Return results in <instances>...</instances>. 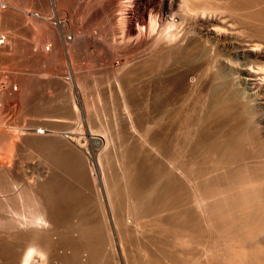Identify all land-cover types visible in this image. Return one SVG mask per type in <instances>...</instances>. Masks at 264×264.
<instances>
[{
  "label": "bare ground",
  "instance_id": "1",
  "mask_svg": "<svg viewBox=\"0 0 264 264\" xmlns=\"http://www.w3.org/2000/svg\"><path fill=\"white\" fill-rule=\"evenodd\" d=\"M42 1L28 0L23 3L42 7ZM125 2L87 0V6H90L88 10L92 20L102 17L111 30L108 33L111 41L106 48L107 56L102 55L103 60H107L101 67L106 68L114 78L112 89L118 97L115 101L113 96L112 102L124 108L121 114L122 117L125 115L123 122L139 133L149 151L144 149L146 155L143 160L140 155L135 157V150L134 153L130 150L127 158L121 161L124 167L115 162L123 168L121 174L118 171L107 174L98 166L100 155L96 159L97 165L89 163L94 156L86 152V144L84 147L80 145L81 138L72 142L75 137L65 135L70 134L67 128V133L59 135L58 125L68 127L75 120L89 123L86 115L89 110H85L89 107L87 99L90 94L82 95L85 90L80 93L86 89L84 87L77 88V91L73 89L77 85V79L73 80L76 75L74 70L77 69L69 61L70 71L65 73L67 77L59 73L54 78L60 84L55 104L49 109H46L47 105L40 106L38 113L54 123L52 127L50 125V134L64 144L66 141L75 144L81 153L77 152V157L73 153L75 165L68 173L69 181L54 175L47 188H44L47 184L44 174L41 175L43 183L31 181L33 184L28 186V180L27 186H22L16 183V175L12 176L14 172L12 175L5 172L0 163V173L5 172L12 177L8 187H5L7 191H2L4 187L0 186V198H6L9 200L7 205L14 207L6 208V203L0 207V264H125V240L128 239L126 236L130 238V234H134L135 242L139 244L137 247L145 252L146 261L149 259L147 264L155 262L149 246L156 244L163 249L162 244L165 243L170 247V242L162 240L168 237L169 240L173 238L171 247L176 253L171 250L169 257L175 264H264V0ZM49 3L56 7L55 0H49ZM11 6V0H0V11ZM121 9L123 12H117ZM40 15L29 16L37 21L43 19ZM44 20L48 21V18ZM115 23L119 24L118 30L116 26H113L115 30L111 28ZM104 40L106 44V37ZM116 61L117 65L114 64ZM146 71L151 77L142 80L141 84L146 86L143 88L145 93L139 90L145 97L140 96L139 99L135 94L137 90L131 85L141 77L144 79L148 75ZM107 75L109 77V73ZM81 81L82 84L85 82ZM96 88H91V91L95 93ZM108 95L100 92V98L96 96L97 102L102 100V96L111 100ZM93 104L99 105L95 101ZM146 107L148 113L144 111ZM134 110L138 115L133 117ZM38 118L42 119L41 116ZM39 130L35 135L49 133ZM90 140L95 141L94 137ZM133 143L130 145L134 146ZM113 151L117 155L118 150ZM61 169L64 170L63 166ZM53 171L52 174L55 173ZM59 189L68 192L61 196ZM123 190L125 195L130 193V204L124 211ZM71 212L74 216L69 218L66 214ZM124 218L130 219V222Z\"/></svg>",
  "mask_w": 264,
  "mask_h": 264
},
{
  "label": "rangeland",
  "instance_id": "2",
  "mask_svg": "<svg viewBox=\"0 0 264 264\" xmlns=\"http://www.w3.org/2000/svg\"><path fill=\"white\" fill-rule=\"evenodd\" d=\"M11 1H12V6L10 8L6 7V10L0 11L1 12L0 13V34H4L6 36V41H7V42H5L7 45L5 44L2 47H0V52L1 51L4 52L3 54H2V52L0 53V58H2V59H0V69H1L0 73H2V74H0V143H1L0 144V150H1L0 151L1 152L0 153V163L3 165V170L5 172H7V171L10 172V175H12L14 172V174L12 176L13 177L15 175L18 176L19 178H17L15 176L16 183L18 182L17 184L22 185V186H27V185L29 186L30 184H33L32 182H34V183L42 182L43 183V180L41 178L42 177L41 175H43V174H44L43 175L44 181H47V184L45 185L44 188H47L48 185L53 181L52 178H54V175L61 177L63 181H67V179L69 181L70 176L68 173H69V171H71V169L73 170V166L75 165V163L73 162L74 160L72 158H75L74 154H77L78 150L75 147V144L66 141V139H65L66 144H64V142L58 140L55 135L50 134V132L52 131L51 127L54 123L51 124L50 122L47 121L48 119H46L45 117L42 116L41 112H40L41 115L38 113L41 110L40 106L42 107V106L47 105L48 107L46 109H49V108H51L52 104H55L54 99H55V97L57 98V94L59 92L58 87L60 84L58 83V81H54V78L59 73H60V75H64L67 77V75L69 74L68 71H70V69H68V65H69L68 62L69 61H70V63L73 62V63H71L73 66H75L73 68H76L78 70V71L74 70L75 74L78 76L75 75V78H73V80L77 79V85L74 86V87H76V89L73 87L72 88L75 91H77V88L81 89L82 87H84V88L88 89L90 92L86 89H83V88H82L83 90L82 91L80 90L81 92L80 91L79 92L82 93L85 90V92H83L82 95L86 93L87 96L90 94V96L93 97L91 100L90 96H89V98H90L89 99L88 97H86V95H84L86 98L89 99V100L87 99V101L89 102V103H87V107L88 106L89 107L87 108V110H85V112H87L89 110L88 111L89 113L87 112L88 114L86 113V115H88V117H89V120H87V121H89L90 124L86 121H83V120L82 121L75 120L76 122L74 121L73 125H71L74 128H71V126L67 127V125H58L59 128L57 127V131H59V133H60L59 135H62V133H64V132L67 133L66 131L69 129L68 133L70 132V134H65V133L64 134L70 135V137H72V138L75 137V138H73L74 141H72V142H75L76 140L79 141V139L81 138L82 140H80V145H82L84 147L86 144V147H87V148H85V149H87L86 152L87 153L90 152L88 154L95 157V158L93 157L92 159H90L89 163L91 162V165H94V166L97 165L96 159L100 155V157H101L100 158V165H98V166H100V168H102L107 174H111L113 171L114 172L118 171L121 174V172L123 171L122 167L125 166L122 163L123 159H124V157L127 158V156L130 154L131 151H132V153L135 152L134 153L135 157H136V155L138 157L141 156V159L143 158V160H144V154L146 155L145 150L149 151L147 144H145L143 140L141 141V138L138 135L139 133H137V132L135 133V131L133 129H131L127 123L125 124V122H123L124 118H125V115H124V117H122L123 112H124V110H123L124 108L122 106H120V104L114 102L115 103V105H114V103L112 102L113 96H114L113 100L115 99V101H116V98L118 97V94L114 92L115 90H113L114 89V78L110 74V72L107 71L106 68H104L106 70L105 71L103 69V67H101V66H104L106 63L105 61L107 59L104 58L105 60H103V57L107 56L106 48L109 46V42L111 41V36L108 34V33H110L111 30L108 29V28H110V27H108L109 26L108 24L105 25L106 24V22H104L105 20L102 17H101L102 19L99 17L100 19L97 18V19L92 20L90 12H89L90 6H87L88 5L87 0H85V1L84 0H55L56 1V7H55L56 9L53 8L51 5H48L49 0L48 1L43 0L42 1L43 6L41 5L42 7H39L40 5L39 6L38 5H32L35 8H33L32 6H28V5L24 4L25 2H28V0H25V1L11 0ZM79 1H81V2L79 3ZM125 1L126 0H124V1L121 0V3L125 4L126 3ZM81 3H84V4L81 5ZM85 3H86V5H85ZM58 5H59V8H58ZM22 9L27 11V12H23ZM14 12H16V14ZM28 12H30V13H28ZM31 12H33V13H31ZM87 12H89L90 16L87 14ZM117 12L121 13V12H123V10L121 9V10H118ZM40 13H41V15H40ZM120 13H117V14H120ZM28 14L29 15H31V14L40 15L39 17L42 16L43 19L48 18V21H45V20L43 21V19H41V18L40 19L37 18L38 20L36 21L35 17L30 18L32 16H29ZM49 19H51V20H49ZM31 20H33V21H31ZM39 21H42L43 24L40 23ZM45 22H47V23H45ZM116 24L117 23L112 25L111 28L114 29L113 26H116L115 29L118 30L120 27H119V24L118 25H116ZM34 26H36V28ZM51 29H54V30L52 31ZM106 30H108V31H106ZM41 31L43 34L41 33ZM47 31H48V33H47ZM102 34H104V35H102ZM45 35L46 36L48 35V36L46 37ZM11 36L13 38H11ZM15 37H17V39ZM55 37H56V39H55ZM75 37H76V39H75ZM105 37H106V41L108 40L106 42V44L108 43L107 45L104 43ZM99 40L101 43L99 42ZM10 42L12 43L13 46L11 45ZM96 42H98V44H96ZM82 43H83V45H81ZM31 44H32V46H31ZM98 45L99 46L103 45V46L98 47ZM23 48H24V50H23ZM45 48H48L49 50L46 51ZM14 49H15V51H13ZM17 49H18V51H16ZM98 49H100L102 51H100ZM103 50L105 51V55L103 54V52H104ZM61 52H63V53H61ZM97 55L99 56V59L103 55L102 61H100L98 59ZM38 56H40L41 58ZM3 58L5 59V61ZM38 58H40V59H38ZM52 59H54L56 62ZM61 59H63L64 61H62ZM68 59H70V60H68ZM65 61L67 64L63 63ZM117 62L118 61H116L114 64L117 65ZM99 63H101L100 64L101 68H99ZM103 63H104V65H103ZM1 65H3V66H1ZM33 66L35 67L36 70L34 69ZM62 66H64V67H62ZM101 70L102 71L104 70V72H102ZM145 70H147V69H145ZM148 71H149V69H148ZM148 71H146L148 73V75L145 76L144 79H142L143 77H141L140 78L141 80H139V81L136 80L137 82L135 81V83H136V84L134 83L135 86H134V84L131 85V87H133L135 90H137L135 92V94L137 93L136 95L138 96L137 98H139V99H140V96H141V98L145 97L143 95L145 93V90L143 88H145L146 86L142 85L143 84L142 80H145L146 78L151 77L150 72H148ZM107 72L109 73V77L107 75L108 74ZM65 73H68V74H65ZM80 74H83V75H80ZM45 76H46V78H45ZM82 76L85 79H83ZM79 77H81V78L79 79ZM79 80L80 81L83 80L81 82H84V81L85 82L82 84L79 82ZM27 81L28 82L31 81V82L28 83ZM93 81H94V84L92 83ZM112 81H113V83H112ZM21 82H22V84H21ZM86 82H88L89 84L88 83L86 84ZM141 82H142V84H141ZM50 83H52V84L50 85ZM99 83H101V84H99ZM97 84H98V86H97ZM20 85H22V86H20ZM52 85H53V87H52ZM78 85H80V86H78ZM88 85L93 86V87H88ZM99 85L102 89L103 88L105 89V90L103 89L104 92L102 89H99L100 88ZM21 88H22V90L25 89V91L23 92L21 90ZM51 88H53V89L51 90ZM91 88H93V89L96 88V90H94V91L97 92V93L95 92L97 95H95L93 90L91 91ZM139 88H140V90L142 89V91L144 92V93H142V95H141L142 91H140ZM15 89H17V90H15ZM108 89H111V90H108ZM21 91L23 92V94ZM47 91H48V93H47ZM111 91H113V93ZM51 92H53L54 95H52L53 93H51ZM91 92L93 93V95L91 94ZM98 92L99 93L101 92L104 96H107L108 94L112 93V95H108V97H110L111 100H109V98L102 96L101 98L103 101L102 100L99 101L102 103L97 102L98 98H100ZM1 93H3V94H1ZM76 94H78V93H76ZM21 95H23V96H21ZM26 95H28V96H26ZM96 96L98 97L97 99H96ZM2 97H4V98L2 99ZM10 97H11V99H10ZM20 97H21V99H20ZM29 97L31 99H29ZM103 97H104V99H103ZM44 98H46V99L44 100ZM40 99H42V100L39 101ZM48 99H49V101H48ZM46 100L48 102H46ZM92 101L93 102L95 101V103L99 104L100 106L93 104L94 105V107H93ZM109 101H111V102L109 103ZM32 102H34V103H32ZM50 102H52V103L50 104ZM105 102L108 104H105ZM25 104H26V106H25ZM102 104L104 106H102ZM35 105H36V107L34 108ZM105 105H108V106L105 107ZM117 105H118V107H121V109L118 108ZM147 107H146V109L144 108V111L146 113H148L147 111H149V110H147ZM39 108H40V110H39ZM98 108L101 109L102 111H99ZM26 110H28V111H26ZM137 110L140 113V110L139 109H137ZM91 111H93V113ZM96 111H99V112H96ZM35 112H36V115L34 116ZM42 112L44 113V109L42 110ZM95 113H96V115L94 116L93 114H95ZM133 113H134L132 115L133 117L135 116V114L138 115L136 110H134ZM39 115L41 116L42 119L38 118V117H40ZM90 115L93 116V117L91 116V119H90ZM97 115H100V116H97ZM100 117L102 119H100ZM121 117L123 119H121ZM92 118H93V120H92ZM94 118L97 120L93 124L92 121L95 120ZM98 118H99V120H98ZM82 122L83 123L85 122L87 125H85V123L83 124ZM80 123H82V124H80ZM75 124H77V125H75ZM48 125H49V128H48ZM50 125H51V127H50ZM66 128H67V130H66ZM37 129L38 130L42 129V131L47 130V131H49V133L44 132V134L35 135V133L38 132ZM70 129H73V130H71L73 133L70 131ZM126 129H127V131H125ZM130 130H131V133H130ZM39 131H41V130H39ZM132 133H134V134H132ZM90 134H91V136H90ZM47 135H50L53 138H51L50 136L47 137ZM74 135H76V136H74ZM78 137H79V139H78ZM92 137H94L96 142L93 140H90ZM127 137H129V139ZM136 137H137V139H136ZM54 138H55L56 142L53 140ZM84 138H86L85 139L86 141L84 140ZM108 139H110V141ZM130 139H131V141H130ZM133 139H134V141H133ZM139 139L142 142V144L139 141ZM49 140H50V142H49ZM52 140H53L54 144L52 143ZM46 141H47V143H46ZM81 141H83V142H81ZM123 141L125 142L124 146H123ZM135 141H137V142L133 143ZM61 142H63L64 145ZM100 142H102L103 144L101 143V145H97V143H100ZM130 142L133 143V145L134 144L135 145L134 146L130 145L131 144ZM138 142H140V143H138ZM2 143H3V145H2ZM128 143H130V144H128ZM4 144H5V146H4ZM55 144H58V145L55 146ZM71 144H73L74 146H72ZM48 145H49V147H48ZM60 145H61V147H60ZM63 146L64 147L66 146L67 148L68 147L69 148L68 149L62 148ZM125 146H127V147H125ZM133 147L135 149H132ZM10 149H13V150H10ZM44 149L47 151H45ZM102 149H104V150L102 151ZM115 149L118 150V151H116L117 155L114 154L115 151H113V150H115ZM137 149L140 152H138ZM59 150H61V151H59ZM122 150L124 151V153ZM128 150H129V152H128ZM133 150H135V151L133 152ZM71 151H73V152H71ZM91 151L93 153H91ZM3 152H4V154H3ZM44 152H45V154H44ZM51 152H53V153H51ZM60 152L63 153V155ZM46 153H48L49 155ZM78 153L80 154L81 151ZM119 153H121L123 156L122 155L118 156V155H120ZM8 154H10L11 156ZM67 154L71 155V157L68 156ZM125 154H126V156H125ZM77 156H79V155L77 154L76 157ZM120 157L122 159H120ZM66 158H67V160H69V158H70V162L67 163ZM83 159L85 160V157H83ZM117 159H119L120 161H118ZM138 159H140V158H138ZM141 159L139 160V163H140ZM61 161H62V163H61ZM103 161H105L106 163L105 162H104L105 164L102 163ZM47 162L49 165H47ZM63 162L67 163V164L64 165ZM115 162L118 164L120 163V166H122V167L120 168L118 166V164L117 165L115 164ZM50 163H52V164H50ZM55 163H56V165H60V167L59 166L57 167L55 165ZM142 165L143 164H141V166ZM62 166H63L64 170L61 169ZM115 166H117V167H115ZM59 168L61 170H59ZM48 169H51V170H48ZM52 169L55 170V173H53V174H52V172H54V171ZM61 171L64 172L65 174L61 173ZM65 171H67V172H65ZM44 172L47 174H45ZM57 172H58V175L56 174ZM4 173L3 172H2V174L0 173V186L2 189L4 187V190H2V191H5V190L7 191V189H6L8 187L7 185L10 183L9 180L12 177L11 176L8 177L9 175L6 173L4 174ZM66 174H68L69 177L66 176ZM4 179H6V180H4ZM30 179H32V180H30ZM28 180H29V183L27 184ZM69 183H71V180ZM45 190H48V189H45ZM60 190L61 189H59L60 193L59 192L58 193L61 196H65L64 193L66 194L68 192L65 189H62L63 191H60ZM0 191H1V189H0ZM4 193L7 196H9L8 193H6V192H4ZM129 195H130V193H128V194L126 193V195H125V192L123 190V198H124L123 201L125 202V203H123V209H122L123 211L130 204ZM1 200L5 201V202L3 201L4 204ZM6 201H7L6 198L5 199L0 198V202L2 203V204L0 203V205H1L0 207L5 205V203H6V205H5L6 208H7V206H8V208H10V207L14 208L11 205H7L9 203L8 202L9 200L7 202ZM13 201H15V200H13ZM124 204H126V205H124ZM6 208L4 207V209H6ZM75 213H76V211L73 212V214L76 216L77 214H75ZM73 214L71 212V214H69V215L66 214V215L69 216V218H70V217L74 216ZM124 220L126 222H130V219H128V218H124ZM130 235L133 238H131V236H130V238L126 236V238H128V239L125 240V244H126L125 245V251H124V253H125V257H124L125 264H136V263H138V264H141V263L145 264L146 263L147 264L149 259L147 258V261H146L145 258L147 256H146L145 252L141 251L139 249V247H137L139 244H137V242H135V241H137V239L135 238L134 234H130ZM168 238H163L162 239L163 242L167 241V243L170 242L168 244L173 245L172 244L173 238H170V240ZM153 240H155V239H153ZM155 245H151L149 247L151 249L150 251L152 252V254L154 253L153 259L155 260L156 263L162 264L163 262H165L163 264H175L174 260L172 261V258L169 257L170 256L169 254H171L169 252L171 250H172L171 252L176 253L175 248H172L171 245L169 247L168 245H165V243L162 244V245H164V248L166 247L165 249L164 248L162 249L163 246L160 247L159 245H157V246H155ZM130 248H132V249H130ZM158 250H160V251H158ZM139 253H141L140 255L141 256L143 255V256L141 257L139 255ZM163 257H165V258L163 259ZM127 259H129V260H127ZM154 260H152V261H154ZM144 261H146V262H144ZM157 261H159V262H157ZM171 261H172V263H170ZM154 263H152V264H154Z\"/></svg>",
  "mask_w": 264,
  "mask_h": 264
},
{
  "label": "built area",
  "instance_id": "3",
  "mask_svg": "<svg viewBox=\"0 0 264 264\" xmlns=\"http://www.w3.org/2000/svg\"><path fill=\"white\" fill-rule=\"evenodd\" d=\"M6 36L4 34H0V47L5 45L6 43Z\"/></svg>",
  "mask_w": 264,
  "mask_h": 264
}]
</instances>
